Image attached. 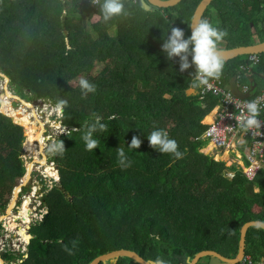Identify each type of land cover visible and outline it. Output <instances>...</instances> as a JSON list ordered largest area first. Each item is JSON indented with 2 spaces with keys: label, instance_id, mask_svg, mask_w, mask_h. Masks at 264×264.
I'll return each instance as SVG.
<instances>
[{
  "label": "trees",
  "instance_id": "16d2710c",
  "mask_svg": "<svg viewBox=\"0 0 264 264\" xmlns=\"http://www.w3.org/2000/svg\"><path fill=\"white\" fill-rule=\"evenodd\" d=\"M200 2L183 0L167 9L147 0L125 2L128 15L92 23L99 8L92 11L89 0H0L1 71L36 97L66 100L62 123L69 132L59 139L65 149L54 154L60 187L43 196L49 212L38 227L29 226V238H35L27 254L3 253L5 261L91 264L103 254L130 250L147 261L190 264L205 250L235 257L241 229L264 223V171L249 182L237 166L201 152L208 144L203 120L218 101L209 96L203 108L200 93L188 95L189 89L201 90L198 82L192 86L194 65L180 72L179 58L169 60L161 50L171 26L185 38L191 35ZM258 14L240 0H214L202 19L227 32L229 41L223 38L226 43L217 48L230 50L254 43L250 19ZM46 21L50 27L41 33ZM231 30L239 33V43L231 41ZM246 57L223 61L225 85L243 76ZM259 58L264 72V54ZM81 76L95 92L85 96L70 84ZM94 114L105 128L93 134L99 147L89 151L83 126ZM211 121L212 116L205 119ZM155 129L177 142L181 158L149 145L147 136ZM133 136L142 141L135 150L128 147ZM24 137L22 125L0 114V202L25 173L19 157ZM118 147L130 167L118 163ZM246 255L264 257L263 229H249ZM204 259L209 260L199 264ZM102 264L139 263L119 257Z\"/></svg>",
  "mask_w": 264,
  "mask_h": 264
},
{
  "label": "rangeland",
  "instance_id": "374dc122",
  "mask_svg": "<svg viewBox=\"0 0 264 264\" xmlns=\"http://www.w3.org/2000/svg\"><path fill=\"white\" fill-rule=\"evenodd\" d=\"M49 27L50 22L46 21L41 33H44ZM231 32L233 35L231 41L239 43L240 40L237 36L239 33H234V30ZM226 38L224 37L225 41L228 40ZM262 40L260 39V42ZM225 41L222 40L218 43L225 44ZM78 81L79 78L74 79L70 81V84L77 86L79 85ZM11 112H15L17 116H14L15 121H12L24 127L23 151L19 157L23 160L25 173L15 178L12 190L7 191L4 199L0 202V250L5 243L7 250L4 253L11 250H14L11 251L14 253H16L15 251L26 253L28 245L33 239L29 238V226L38 227L49 212V207L43 202L44 194L51 189L60 187L61 184V175L54 161L56 151L52 150V145L58 143L60 137L69 132L62 123L63 111H56V103L51 98L36 97L32 91L18 87L0 69V114L11 118L13 117L10 115ZM212 113L214 115L215 111ZM211 122L204 120L205 124ZM26 141L28 147L31 145L29 149L25 145ZM202 152L208 155L211 152L217 153L213 147H209V144L202 149ZM41 159H44V162H38ZM221 159L226 160V157L221 156ZM30 165L31 169H29ZM227 174L232 176L231 172ZM24 178L26 181L23 183ZM0 254L1 264L3 258L1 252ZM21 261H11L10 263L4 261V264H17ZM207 263L208 261L204 259L200 264Z\"/></svg>",
  "mask_w": 264,
  "mask_h": 264
},
{
  "label": "clouds",
  "instance_id": "9594fccd",
  "mask_svg": "<svg viewBox=\"0 0 264 264\" xmlns=\"http://www.w3.org/2000/svg\"><path fill=\"white\" fill-rule=\"evenodd\" d=\"M93 5L99 7V16L104 22L112 20L114 17L126 16L128 12L124 0H91ZM191 35L185 38V33L178 27L170 28L161 50L166 54L167 59L179 58V71L184 72L195 65V74L192 76L193 87L197 82L201 85L206 84L209 78L219 77L223 69V60L217 54V44L227 35V32L220 30L207 20L202 19L191 27ZM191 56V61L189 60ZM79 87L83 95L96 91V86L90 83L86 78H79ZM231 103V100H228ZM261 98L257 97L245 103L246 115L241 114L239 117L240 126L247 129L261 128V121L258 119L260 114ZM67 106V101L60 99L56 104V111L62 112ZM100 117L95 116L93 122H86L83 126L84 134L82 139L85 141L86 150L92 151L99 147V140L93 138L97 130H103L105 125L100 122ZM149 145L158 150L160 153L174 154L179 159L183 153L178 150V144L174 139L169 138L167 131L155 129L147 136ZM142 141L137 136H133L131 143L128 145L131 149H138ZM65 145L62 141L54 143L52 150L62 152ZM118 163L121 167H130L131 161L127 159L122 148H117ZM14 251V250H11ZM9 251V252H11ZM1 256V254H0ZM3 258V257H2ZM4 260V259H3ZM5 261V260H4ZM153 264H168V261L157 257Z\"/></svg>",
  "mask_w": 264,
  "mask_h": 264
},
{
  "label": "built area",
  "instance_id": "2783aa9c",
  "mask_svg": "<svg viewBox=\"0 0 264 264\" xmlns=\"http://www.w3.org/2000/svg\"><path fill=\"white\" fill-rule=\"evenodd\" d=\"M93 6L98 7L97 5ZM249 62L257 65L260 63V60L258 56L249 55ZM242 67V70L247 69V66ZM239 77H242L241 73L238 75ZM200 87V98L201 96L205 97L208 94H213L221 99V104L216 107L214 119L208 124V128L202 138L217 150L232 149L235 140H246L247 146L248 142H250L251 147L246 156L249 165L243 166V173L248 181L253 182L264 170V92L255 96V98H261L258 119L261 121L262 127L247 129L240 126L239 117L242 113L247 114L244 105L246 102L252 100L251 98L241 99L235 96L229 89L222 87L220 77L208 80L206 84H200ZM243 89L245 94L251 93L248 85L243 86ZM229 99L231 103L228 102ZM6 250L7 247L4 243L0 252L3 254ZM238 264H264V257L255 260L251 256L246 255L243 261Z\"/></svg>",
  "mask_w": 264,
  "mask_h": 264
},
{
  "label": "crops",
  "instance_id": "0c3cea01",
  "mask_svg": "<svg viewBox=\"0 0 264 264\" xmlns=\"http://www.w3.org/2000/svg\"><path fill=\"white\" fill-rule=\"evenodd\" d=\"M62 1L64 2L66 0H62ZM240 1L242 2V4H244L247 7V9L250 11V14L255 10L256 7L259 9V14L250 19L251 31L254 35V38H253L254 43L252 45H254V44L258 45V44L263 43L264 41L260 42V39H261V37H263V33H264V14H262V11L264 12V0H240ZM125 2L136 4V5L140 4V3L144 4V0H124V3ZM89 4H90V9L94 12L97 11V9L99 8V7H94L93 4L91 3V0H89ZM63 9H64L63 13L66 12L65 11V5H63ZM99 21H100V16L98 14H94V17L92 18L91 22L97 23ZM254 21L257 23V26H256V24L254 25ZM215 23H217V22H215ZM259 60H260V58H259ZM108 64L110 67L114 66V62H112V61H109ZM260 65H261V62L257 65H254L252 62H249V55H248L244 60V64L240 66V69H241L240 71L243 73V76L238 78V75L240 74L239 73L236 78H233L231 80L229 86L225 85V83L223 81V77L221 75H219L220 79L222 80V87L229 89L232 92L231 88L233 87V83L235 82L236 86H237V88L241 94H245L243 86L248 85L250 87V90H251L250 94L251 95L247 99L252 98V96H254V95H259L260 93L264 92V72H260L261 71ZM242 66H247V69L242 70V68H243ZM215 78H217V77H214L210 80H213ZM240 78H241V80L238 81V79H240ZM199 93H200V90L197 91L195 89H189L187 91L188 95H196ZM209 96L216 98L218 103L215 105V107L210 112V114L204 118V120L208 116H212V119H214V115L212 112H214V111L216 112V107L221 104L220 97L215 96L213 94H208L207 96H205V97L201 96V98H200V100L203 102L202 103L203 108L206 107L205 100ZM204 120H203V123H204ZM208 124H206V125L208 126ZM208 144H209V142H208ZM209 147H213V145L209 144ZM250 147H251V143L248 142V146H247L246 140H235L234 141V147L232 149H230V150H217L213 147V149L215 151H217V153L211 152V154L213 153V155H211V154H209V155L212 156L215 161H218V162L224 161L227 167L237 166L243 172V166L249 165L247 162L246 156H247V153L249 152ZM201 152H202V150H201ZM206 155H208V154H206ZM216 156H218V158H215ZM221 156H223V157L226 156V160L221 159ZM243 175H244V173H243ZM261 258H263V257H261ZM1 263H3V262H1Z\"/></svg>",
  "mask_w": 264,
  "mask_h": 264
},
{
  "label": "water",
  "instance_id": "95a60500",
  "mask_svg": "<svg viewBox=\"0 0 264 264\" xmlns=\"http://www.w3.org/2000/svg\"><path fill=\"white\" fill-rule=\"evenodd\" d=\"M182 1L183 0H147V2L151 6L159 8V9H167V8L175 7L178 4H180ZM213 1L214 0H201V2L197 6L193 14L191 27L194 26L196 23H199L202 20L206 10L208 9V7L211 5ZM217 54L223 61L232 60L240 56H248V55L259 56V55L264 54V42L258 45L254 44L250 46H241V47L233 48L230 50H224V49L217 48ZM231 90L235 96L242 98V99H247L251 95L250 93L241 94L235 82L233 83V87L231 88ZM11 119L15 121L14 117H11ZM255 227L261 228L264 230V223L250 222L241 229L239 251L235 257L232 256L229 258V257L223 256L219 252L212 251V250H205V251L198 253L192 260L191 264H199L200 260L203 258H209L208 264H238L239 262H242L246 256L247 233L250 228H255ZM119 257L131 258L139 264H153V261H147L146 259L141 257L138 253L134 251H130V250H116V251H112L107 254H103L95 258L91 262V264H102L103 262L112 260L114 258H119ZM2 262L4 264L3 260Z\"/></svg>",
  "mask_w": 264,
  "mask_h": 264
},
{
  "label": "bare ground",
  "instance_id": "6f19581e",
  "mask_svg": "<svg viewBox=\"0 0 264 264\" xmlns=\"http://www.w3.org/2000/svg\"><path fill=\"white\" fill-rule=\"evenodd\" d=\"M28 104H29V103H28ZM16 111H17V110H16ZM9 112H10V110H9ZM31 112H32V111H31ZM10 115H12L13 117H14V116L17 117L15 112H11ZM208 117H209V116H208ZM40 133H41V132H40ZM37 139H39V138L37 137ZM25 145H26V147H27L28 149L31 147V145H30L29 147L27 146V141L25 142ZM35 151H36V150H35ZM225 157H226V156H225ZM45 159H46V158H45ZM38 162H41V163H42V162H44V159H41V160L38 161ZM31 168H32V167H31V165H30V166H29V169H31ZM29 174H30V173H29ZM52 176H53V175H52ZM24 181H26L25 178H24L23 182H24ZM17 193H18V192H17ZM15 227H16V226H15ZM15 227H14V228H15ZM1 264H3V263H1Z\"/></svg>",
  "mask_w": 264,
  "mask_h": 264
}]
</instances>
